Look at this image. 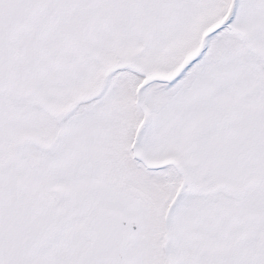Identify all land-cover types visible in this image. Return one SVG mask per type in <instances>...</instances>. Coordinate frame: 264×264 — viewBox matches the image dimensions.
<instances>
[{
  "label": "snow or ice",
  "instance_id": "1",
  "mask_svg": "<svg viewBox=\"0 0 264 264\" xmlns=\"http://www.w3.org/2000/svg\"><path fill=\"white\" fill-rule=\"evenodd\" d=\"M0 264H264V0H0Z\"/></svg>",
  "mask_w": 264,
  "mask_h": 264
}]
</instances>
